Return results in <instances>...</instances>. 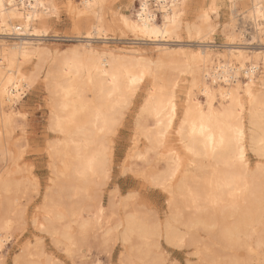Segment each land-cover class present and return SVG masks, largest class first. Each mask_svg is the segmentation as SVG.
Instances as JSON below:
<instances>
[{"label":"bare ground","instance_id":"6f19581e","mask_svg":"<svg viewBox=\"0 0 264 264\" xmlns=\"http://www.w3.org/2000/svg\"><path fill=\"white\" fill-rule=\"evenodd\" d=\"M138 1L135 18L121 15L120 22L133 35L154 43L155 62L139 48L98 50L78 44V50L45 72L48 127L61 139L52 143L48 153L51 167L55 163L54 178L39 228L70 256L77 255L91 232L102 246L117 233L114 237L122 244H136L129 245L118 264H164L160 255L151 252L158 245L159 224L149 225L147 219L132 214L103 228L102 218L109 220L98 194L113 159L109 137L117 131L133 91L148 78L151 87L135 126L147 146L140 152L134 139L129 157L139 161L135 164L143 178L166 194L168 218L161 232L165 242L193 248L199 264H264V165L252 170L246 157L248 147L264 159V47L246 51L238 42L247 33L242 25L247 21L252 23L247 41L264 35V0H230L224 53L215 52L213 42L206 39L216 28L212 17L217 9L212 6L199 13L196 24L186 29L197 40H205L188 58L177 57L165 43L176 38L187 0ZM79 2L74 15L96 14L92 33L101 35L97 1ZM55 10L51 0H0V31L18 40L0 41V145L7 143L17 106L46 61L39 42L29 39L46 36L44 20ZM34 59L37 64L27 73L24 66ZM182 74H189L191 80L183 116L174 127L175 89ZM172 139L178 146L170 145ZM7 181L8 173L0 172V253L10 238L14 220L10 216L16 207V201L5 196L13 186ZM113 197L108 205L112 212ZM177 224L185 230L178 232ZM202 231L208 234L207 241L201 240ZM236 249L244 256L232 252ZM23 250L29 259H37L18 264H55L39 249L33 254L27 246Z\"/></svg>","mask_w":264,"mask_h":264},{"label":"rangeland","instance_id":"374dc122","mask_svg":"<svg viewBox=\"0 0 264 264\" xmlns=\"http://www.w3.org/2000/svg\"><path fill=\"white\" fill-rule=\"evenodd\" d=\"M96 1L99 5L97 15L100 20L98 23L102 26L103 30L101 35L96 36L92 33V24H96V14L95 16L91 14L89 16L86 15V18L85 16L77 17L74 15L76 9L75 11L73 9L75 5L78 7L79 0H51L56 10L53 15L48 16L44 20L46 36L41 38L32 37L29 39L36 43L39 42L38 44H40L41 49L46 53V61L45 64L43 63L44 65L42 64L35 83L28 90H25L17 106L18 115L14 116V119L12 118L13 121H10L11 123L8 125L9 132H7L10 136L9 134L7 135V143L0 145V172H7V183L13 185H11L13 190L11 189L10 193H5V196L10 202L16 201V207H18L14 208L13 215L11 214L10 216L14 220L9 233L10 238L4 244L0 253V264H18L20 262L34 261L37 259V257L29 259L23 250L26 246L30 248L29 252L32 254L39 249L43 252L44 258L52 259L51 261L55 264H118L120 263L121 254H124L128 250L129 245H136L132 242V244L123 243V245L117 236L114 237L117 233H113L111 237L117 239H110L108 244L102 246L98 241L100 239L96 238V240L94 238L95 233L91 232L92 234L89 235L88 242L81 248L80 253H77L78 256H70L65 253L63 246L57 247L54 245L52 238H50L51 236L39 228V224L44 223L45 199L47 194L51 192V180L54 178L51 171L55 163L51 167L52 161L49 159L48 153L52 143L61 139L59 135L55 132L53 133L48 127L49 93L44 85L45 72L50 69L51 65L59 62L61 58L70 56L75 49L78 50V44H90L98 50L103 47L114 50L118 48H139L146 54L145 58H150L153 62L157 58L151 51L154 43L136 34L133 35L120 22L121 15L134 17L133 10L138 9V0ZM72 2L74 5H72ZM236 3L239 2L237 1ZM230 5V0H187L185 12L181 17V28L178 30L176 38H169V41L165 43L171 47L172 52L175 51L177 53V57H190L195 49L202 45L200 42L205 39L197 40L193 33H187L186 27L194 26L197 22L198 14L203 11H208L213 6L217 9V16L215 18L212 17V23L216 28L206 39L208 38L213 42L215 52L224 53L225 44L229 42L226 38V29L231 23ZM237 5L238 11H242L239 8L241 7L239 6L241 3ZM150 6L155 10L156 6L153 1L150 2ZM156 14L159 24L161 22L160 14ZM212 16L214 15L212 14ZM239 18L241 17H237V20ZM236 24H242V20L240 22L237 21ZM242 25H244L247 33L239 37L240 40L238 42L242 41L245 44L240 42L243 44L240 48L246 51L260 50L263 48L264 35L255 38L253 41H247L250 37L249 30H251L250 25L252 27V23L250 24L247 21ZM87 36H91L89 37L90 39H87ZM0 41L11 43L18 40L16 37L3 35L0 31ZM36 62L37 60L34 59L30 64H25V71L27 73L28 71H32L37 64ZM181 76V81L175 89L176 120L174 127L178 126L183 116L185 94L187 93V86H189V81L191 80L189 74L188 77L185 74V78L183 74ZM150 84V79L148 80L146 78L133 91L134 95L132 94L131 99L129 98L128 106L126 105L127 107H124V110L121 111V122L119 121L120 125L117 126V131L112 135L113 137H109L110 144L113 145L111 146L113 159L111 160L108 178L104 182L105 186L98 189L99 198L104 208L103 214L109 220L104 221V218H102V226L103 228L106 226L109 227V225L113 226L120 218L122 219L132 214L138 215L145 220L147 219L146 222L149 225L159 224L158 245L156 246L157 248L152 246L151 248L156 251L154 252L151 249V252L154 255H160L159 257H161L164 264H169V262L170 264H199L197 256L194 255L195 250L193 248L171 246L165 242L161 232L164 221L168 218L166 194L160 188L152 185L148 178L144 177L145 180L142 174H140L141 172L138 171L139 167L136 166L139 161L134 157H129V151L134 139L137 138V148L138 150L141 149L139 150L140 152H144L143 150L147 146L146 141L136 134L135 126L140 117V108L146 100L149 87H151ZM195 96L199 95L195 93ZM202 99L200 96L199 100L202 101ZM170 143L171 146H178V142L173 139ZM246 157L252 170L259 166V164L264 165V159L257 157L248 147ZM52 188L54 189V186ZM110 195L111 197L114 196L113 203L115 207H113V212L108 209ZM115 208L118 209L115 210ZM177 225L175 226L178 228V232L185 230H182L180 224ZM179 229L181 230L179 231ZM120 230L121 228L118 231ZM199 234L203 242L207 241L208 234L205 235L206 233H203V231L199 232ZM236 251L238 250L236 249L232 252L236 253ZM223 252V256L221 257H224V261H227L226 255H229L227 253L228 251L226 250L227 254ZM238 254H243L244 256L242 250H239Z\"/></svg>","mask_w":264,"mask_h":264},{"label":"snow or ice","instance_id":"6c2138e0","mask_svg":"<svg viewBox=\"0 0 264 264\" xmlns=\"http://www.w3.org/2000/svg\"><path fill=\"white\" fill-rule=\"evenodd\" d=\"M169 264H170V262H169Z\"/></svg>","mask_w":264,"mask_h":264}]
</instances>
